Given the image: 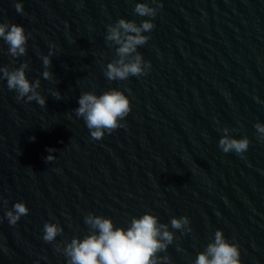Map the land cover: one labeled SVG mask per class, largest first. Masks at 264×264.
<instances>
[{
	"label": "water",
	"instance_id": "obj_1",
	"mask_svg": "<svg viewBox=\"0 0 264 264\" xmlns=\"http://www.w3.org/2000/svg\"><path fill=\"white\" fill-rule=\"evenodd\" d=\"M16 2L0 0V22L31 35L18 57L0 38V69L27 64L46 103L18 101L0 72V264H67L64 248L94 231L89 213L125 229L156 216L173 234L159 264H195L217 230L239 245L241 264H264V141L255 128L264 125V0H160L154 18L135 14L139 0H21L23 14ZM122 18L152 19L137 46L151 69L109 80L119 56L107 27ZM113 89L131 101L126 127L94 140L78 100ZM225 128L249 139L243 157L219 147ZM17 202L29 212L13 226L6 213ZM182 216L190 223L173 229ZM45 223L63 229L52 243Z\"/></svg>",
	"mask_w": 264,
	"mask_h": 264
},
{
	"label": "clouds",
	"instance_id": "obj_2",
	"mask_svg": "<svg viewBox=\"0 0 264 264\" xmlns=\"http://www.w3.org/2000/svg\"><path fill=\"white\" fill-rule=\"evenodd\" d=\"M150 5H156L150 6ZM162 7L160 0H139L135 4L134 12L141 17L154 18ZM15 9L23 14L24 8L21 0L15 3ZM155 25L152 19L143 20L139 26L135 21L119 19L114 25L107 27L106 40L118 45L116 52L119 59L108 63L105 75L109 80H126L130 76L147 75L151 69V63L145 61L141 53L137 52V46L145 45L150 39L144 35L150 32ZM28 35L22 25L0 22V38L9 46V54L13 57L22 56L26 52L25 45ZM133 54H135L133 56ZM45 67L50 64L48 56L43 57ZM27 64L9 72L7 68L0 69L3 78L7 80L10 91L17 93L18 101H36L41 107L45 106V99L36 89L40 82L34 84L26 78L24 69ZM45 79H51L48 71L43 73ZM57 99L60 94L53 93ZM79 107L76 115L82 117L94 140H100L105 133L111 134L118 128L126 127L121 123L131 112L132 105L129 97L121 90L106 91L102 95L92 92L83 93L78 100ZM258 139L264 141V125L255 124ZM225 135L219 140V147L224 153L235 152L243 157L248 150L250 141L247 137L236 139L227 135L228 129H224ZM33 140L35 137L32 138ZM51 153L54 149L49 148ZM55 157L49 155L47 161H53ZM29 212L25 203L17 202L12 210L6 213L10 225H16L22 216ZM84 222L94 231L82 240L73 238L64 248V254L68 257L67 264H159L157 253L166 251L167 246L173 241V234L168 231V226L158 222V218L152 214H144L139 218L133 217L130 227H116L111 218L93 215L89 213ZM190 223L187 216L173 218V229H182ZM191 229H189L190 231ZM63 229L54 223H45L43 227V239L52 243ZM7 251V249H5ZM57 251L59 249L57 248ZM167 260V257L164 258ZM195 264H241L240 248L237 243L229 242L221 230L215 232V240L207 246L205 252L200 253Z\"/></svg>",
	"mask_w": 264,
	"mask_h": 264
}]
</instances>
